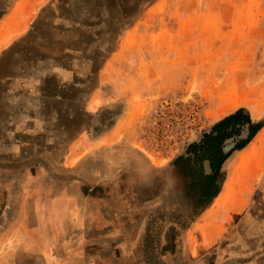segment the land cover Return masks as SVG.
I'll list each match as a JSON object with an SVG mask.
<instances>
[{
	"label": "rangeland",
	"instance_id": "obj_1",
	"mask_svg": "<svg viewBox=\"0 0 264 264\" xmlns=\"http://www.w3.org/2000/svg\"><path fill=\"white\" fill-rule=\"evenodd\" d=\"M8 4L0 264H264V151L248 146L264 125L250 114L264 110V0ZM239 109L262 125L223 163L225 194L196 222L193 249L188 237L170 248L160 216H188L211 172L176 160ZM232 172L253 176L245 201Z\"/></svg>",
	"mask_w": 264,
	"mask_h": 264
},
{
	"label": "trees",
	"instance_id": "obj_2",
	"mask_svg": "<svg viewBox=\"0 0 264 264\" xmlns=\"http://www.w3.org/2000/svg\"><path fill=\"white\" fill-rule=\"evenodd\" d=\"M8 5V0H0V21L6 14ZM261 125L262 123H259L257 127L252 128L250 116H247L244 109H239L215 124L209 132L203 135L201 140L192 142L188 147L187 155H181L176 160L177 163L192 162L193 164L207 160L210 162L211 172L202 181L200 193L193 201V210L188 216L175 214L170 216L168 220H166V215L160 216V221L163 225L168 223L164 242L170 240V248L181 246L187 229L220 192L225 178L224 172H221V168L226 158L234 149L245 146ZM244 131H247V137L239 140L229 151H225L224 142L228 138L238 137ZM219 176L221 177L219 178ZM165 246L166 244H163L159 248L160 254H163L166 250Z\"/></svg>",
	"mask_w": 264,
	"mask_h": 264
},
{
	"label": "crops",
	"instance_id": "obj_3",
	"mask_svg": "<svg viewBox=\"0 0 264 264\" xmlns=\"http://www.w3.org/2000/svg\"><path fill=\"white\" fill-rule=\"evenodd\" d=\"M238 99L239 98L235 99V101L238 100ZM250 114H251V117L253 119H261L264 116V110H261L258 106H254V107H252V110H251ZM251 143H256V145L258 146L259 150L260 151H264V125L262 126V128L260 129V131L256 134V136L254 137V139L248 144V146ZM245 148H243V149H245ZM254 149H255V147H252L248 152L250 153ZM237 151H241V150H237ZM244 160H246V158H244ZM226 162H227V160L224 162V165L226 164ZM236 179H237L236 175L232 172V174L230 175L229 181L234 182V184H233V187L230 189V192L235 191L236 192V196L239 199H243V201H245V199H247V198L250 197V194L252 192V187H253L252 184L254 182L253 176L252 175H246V178H244V180H242V178L239 177V179L235 182ZM226 182H227V179L225 180L222 189L220 190V192L218 193V195L214 199L219 198L221 195H223V193L225 194V191H226V187H225ZM213 203L214 202L212 201V203L190 225V227L187 229L186 233L184 234V240H185V237L186 238L188 237V246L190 248V251L194 247V244H193V241H194L193 236H194V234L196 233V231L198 229V228H195L196 222L200 218H202L205 215V213H207V211L210 209V207H211V205ZM221 208L222 207L219 206V207L215 208V210H214V216L218 220V221H216V224L218 225V227L220 226V224H224V223H222L223 215H222V212H221ZM217 229L218 228H216V230ZM198 231H199V229H198ZM198 246L199 247H202V245H198ZM192 255H194V254L192 253ZM201 259H202L201 262L202 263H205L207 261V259H209V258H207L206 256H204Z\"/></svg>",
	"mask_w": 264,
	"mask_h": 264
},
{
	"label": "bare ground",
	"instance_id": "obj_4",
	"mask_svg": "<svg viewBox=\"0 0 264 264\" xmlns=\"http://www.w3.org/2000/svg\"><path fill=\"white\" fill-rule=\"evenodd\" d=\"M96 3H97V2H96ZM13 54H14V53H13ZM16 55H17V54H15V57H16ZM16 58L19 59V57H16ZM20 60H21V59H20ZM20 60H19V61H20ZM29 61H30V60H29ZM18 63H19V62H18ZM20 64H23V63H20ZM17 66H18V65H17ZM19 67H20V66H19ZM36 68H38V67H36ZM17 69H18V68H17ZM19 69H20V68H19ZM25 69H26V68H25ZM47 69H48V67H47ZM26 70H27V69H26ZM19 72H20V71H19ZM54 72H55V71H54ZM14 75H15V74H14ZM33 77H34V76H33ZM44 77H45V76H44ZM44 77H43V78H44ZM17 78H19V77H17ZM23 78H24V77H23ZM23 78H22V79H23ZM40 78H41V77H40ZM50 78H51V77H50ZM46 79H47V78H46ZM50 80H51V79H50ZM50 80H49V81H50ZM42 82H43V81H42ZM49 83H50V82H49ZM41 84H42V83H41ZM14 85H15V84H14ZM20 86H21V85H20ZM41 87H42V86H41ZM18 88H19V87H18ZM42 88H43V87H42ZM24 89H25V88H24ZM40 90H41V89H40ZM10 91H12V90H10ZM24 91H26V90H24ZM4 94H5V93H4ZM15 94H17V93H15ZM7 95H8V94H7ZM9 95H10V94H9ZM4 98H6V97H4ZM39 98H40V97H39ZM7 99H8V98H7ZM8 103H9V102H8ZM15 107H16V106H15ZM48 107H49V106H48ZM14 109L16 110V108H14ZM12 110H13V109H12ZM24 110H25V109H24ZM37 110H38V109H37ZM20 112H21V111H20ZM5 115H6V114H5ZM10 118H11V117H10Z\"/></svg>",
	"mask_w": 264,
	"mask_h": 264
},
{
	"label": "water",
	"instance_id": "obj_5",
	"mask_svg": "<svg viewBox=\"0 0 264 264\" xmlns=\"http://www.w3.org/2000/svg\"><path fill=\"white\" fill-rule=\"evenodd\" d=\"M241 137H247V132L245 133V131L242 133V135H241ZM229 141H227V143H228ZM229 144V143H228ZM225 151H228V150H226V148H225Z\"/></svg>",
	"mask_w": 264,
	"mask_h": 264
}]
</instances>
